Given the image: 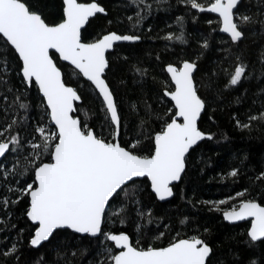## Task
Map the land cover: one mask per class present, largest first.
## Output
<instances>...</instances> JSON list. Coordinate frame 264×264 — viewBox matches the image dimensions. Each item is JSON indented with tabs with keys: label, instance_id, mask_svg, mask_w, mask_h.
I'll return each instance as SVG.
<instances>
[{
	"label": "snow or ice",
	"instance_id": "obj_1",
	"mask_svg": "<svg viewBox=\"0 0 264 264\" xmlns=\"http://www.w3.org/2000/svg\"><path fill=\"white\" fill-rule=\"evenodd\" d=\"M255 3L253 12L251 0H177L185 15L208 16L210 31L200 33L193 56L173 52L177 59L161 64L165 79L155 96L125 110L117 88L126 81L114 85L110 76L129 60L123 45L143 41L142 29L153 30L148 18L176 7L171 0H123L118 6L134 12L115 18L104 0H62L55 11L45 0H0V264H76L85 257L87 264H225L209 228L201 231L188 215L157 214L145 197L158 203L177 195L192 152L217 135L201 127L202 117L223 111L226 94L243 88L229 101L239 107L249 91L243 85L264 77V49L259 76L240 50L250 26L264 34V0ZM101 19L107 26L90 31ZM184 21L176 16L179 34L156 39L187 45ZM219 34L226 38L216 40ZM214 42L222 57L202 74L201 59ZM131 70L143 85L148 69L137 62ZM254 95L264 96V86ZM243 115L232 114L237 129L264 126V100ZM226 176L235 183L242 169ZM248 179L235 195L199 203L225 221H247L240 234L255 248L264 245V171ZM83 240L88 246L73 249ZM44 247L53 261L43 252L23 261L24 249ZM247 264H264V252Z\"/></svg>",
	"mask_w": 264,
	"mask_h": 264
},
{
	"label": "trees",
	"instance_id": "obj_2",
	"mask_svg": "<svg viewBox=\"0 0 264 264\" xmlns=\"http://www.w3.org/2000/svg\"><path fill=\"white\" fill-rule=\"evenodd\" d=\"M45 2L51 11H55L60 7L62 0H45ZM122 2L123 0H104L111 18L133 14L134 9L118 6ZM171 3L176 7L166 12H156L155 18H148L146 24L150 23L153 30L148 33L146 27L142 29L145 36L143 41L135 45H123L122 54L127 55L129 60L127 63H122L116 67L114 76H110V78L114 85L118 84L121 79L126 81L124 86L117 88V95L124 103L125 110H127V105L130 102L141 100L145 95L155 96L160 87L159 82L165 79L161 64L176 60L177 56L173 55V52L184 56H193V53L198 50L197 41L201 39L200 33L207 35L210 31L205 23L208 16L202 13L197 14L196 10H192L191 15H185L188 9L177 4V0H171ZM246 7H250L253 12L257 10L255 0H251V4H246ZM181 15L185 16L184 32L188 40L187 45L156 39L157 35L163 36L169 31L179 34L180 26L175 22V17ZM193 15H199V20L196 23H193ZM168 24H171L172 27L168 28ZM98 25L107 26V21L105 19L95 21L90 31H97ZM126 28L127 21L123 26H120V30L123 31ZM221 37L226 38L224 34H219L216 35V40ZM166 43H168L167 51H165ZM217 48L218 46L214 42L213 49L201 59L202 74L214 67V60L222 57V53ZM262 49H264V34H261L258 24L250 26L247 39L240 45V50L243 51L244 60L249 65L250 70L256 69V76H259L261 65L258 56ZM157 54L161 56V61H156ZM137 62H140L141 66L149 71V76L143 85L138 82L139 77L135 76L131 70L132 65L137 64ZM64 70L68 71L69 69ZM153 76L155 82L152 79ZM222 84L223 80L220 81L221 86ZM261 86H264V77H260L259 81L253 79L246 82L243 87H247L249 91L246 99L239 107L229 103V101L234 96L240 95L243 88L226 94V102L221 105L223 111L217 109L213 113L209 110L208 115L213 116L215 123L208 119V115L202 117L201 127L205 131L217 134L216 138L212 141L202 142L192 152L188 162L187 175L184 176L182 183L175 190L177 195L173 199L169 202L153 203L150 198L145 197V203L150 204L157 214H166L173 219L188 215L201 226V231L203 227L209 228L211 230L209 242L216 247L217 258L224 260L225 264H247L249 259L261 256V253L264 252V245L250 248L245 243L246 237L240 234L249 226L248 222L239 225L227 224L221 213L209 211L208 206L200 204L199 201L219 200L227 198L229 195H235L236 191L243 190L250 185L251 181L248 177H254L259 172L264 171V126H254L252 131H241L235 127L231 119L233 113H237L241 119H244L243 114L249 109L253 112L260 109V101L264 100V96L257 97L254 94ZM253 100H256L257 103L253 104ZM96 104L98 105L99 102L96 101ZM132 119L135 117L133 116ZM225 134L227 139L224 138ZM233 167L242 169V176L235 183H233L232 178L226 176V173ZM181 195H183V199H181ZM23 226L21 220L18 227ZM88 244L89 241L87 240L74 241L72 247L75 249L77 246L84 247ZM41 252L46 254V259L49 262L56 258L53 251L44 247L39 251L24 249L23 261H34ZM236 255L239 256V260L233 259ZM88 258L85 257L82 262L77 258L76 264H87Z\"/></svg>",
	"mask_w": 264,
	"mask_h": 264
},
{
	"label": "water",
	"instance_id": "obj_3",
	"mask_svg": "<svg viewBox=\"0 0 264 264\" xmlns=\"http://www.w3.org/2000/svg\"><path fill=\"white\" fill-rule=\"evenodd\" d=\"M211 15H213L214 16V14H211ZM225 36H226V34H224ZM125 44H127V43H125ZM202 143V142H201ZM200 143V144H201ZM171 199H173V198H171ZM161 203H164V202H161ZM225 221V220H224ZM227 224H230V225H239V224H242V223H246L247 221H240V222H228V221H225Z\"/></svg>",
	"mask_w": 264,
	"mask_h": 264
}]
</instances>
